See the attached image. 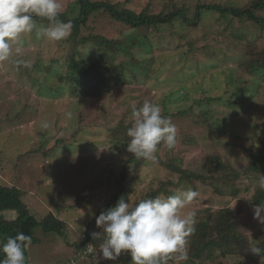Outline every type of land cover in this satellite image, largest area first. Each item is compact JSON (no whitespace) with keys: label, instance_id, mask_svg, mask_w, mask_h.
Here are the masks:
<instances>
[{"label":"rangeland","instance_id":"1","mask_svg":"<svg viewBox=\"0 0 264 264\" xmlns=\"http://www.w3.org/2000/svg\"><path fill=\"white\" fill-rule=\"evenodd\" d=\"M10 1L11 8L0 2V185L24 191L23 201L38 221L52 212L67 225L61 234L37 227L38 242L27 248V264H71V260L94 264L75 258L77 245L100 208L122 188L125 193L111 215L119 214L113 225L124 222L130 230L121 237L125 245L111 247L106 251L109 260L99 264H124L123 253L136 239L154 244L129 264H146L168 253L172 260L167 264L190 263L191 240L183 224L195 211L222 209L230 211L237 231L248 239L249 250L221 264H264V210L254 206L261 182L254 175L241 174L249 166L250 151L261 146L263 137L264 83L249 73V67L264 70V29L247 19L206 12L195 26L178 19L133 30L104 13H95L80 30L79 41L101 35L127 44L129 37L149 48L143 45L128 53H111L110 67L131 68L134 77L103 98H81L72 95L70 83L60 81L59 74L68 73L66 66L54 73L45 67L55 59L65 63L73 54L84 61L96 43L89 40L76 46L69 41L70 29L27 20L16 12L17 6L30 11L44 5L64 13L76 0ZM94 1L119 4L136 14L148 9L150 15H167L185 9L190 18L203 4L244 8L252 3ZM257 15L264 18V10ZM255 78L260 81L254 82ZM59 88L60 93L53 92ZM250 92L254 95L248 100ZM206 97L218 100L208 102ZM165 108L171 110L167 117ZM137 110L141 115L134 119ZM155 120L162 135H172L155 152L160 160H175L177 166L207 177L206 182L194 187L152 162L127 165L130 155L120 142L127 135L133 141L145 140ZM210 156L219 157L223 166L211 169ZM170 182L177 186L170 188ZM163 185L175 193L174 201L157 195L156 200L133 210ZM2 215L8 221L18 216L11 211ZM138 216H154L160 222L141 232Z\"/></svg>","mask_w":264,"mask_h":264},{"label":"trees","instance_id":"2","mask_svg":"<svg viewBox=\"0 0 264 264\" xmlns=\"http://www.w3.org/2000/svg\"><path fill=\"white\" fill-rule=\"evenodd\" d=\"M8 7H12L10 0H0ZM252 3L249 7L236 8L230 6H222L217 4H203L196 8L194 18H190L185 9H179L170 14L150 15L148 9L141 13H134L130 10L122 9L121 5L113 4L109 1H94V0H76L67 12L59 13L47 6H35L30 11L21 6L16 7V12L20 16H25L27 20L47 22L53 27H62L71 30L69 41L76 46L82 45L85 41L93 40L96 43L94 52H90L89 58L84 61L76 59V54L65 59L62 63L60 59H55L46 65L45 70L49 73L58 71L59 67L66 66L68 73L59 74L60 81L70 83V90L73 96L81 98L100 99L109 95L116 87L126 85L130 82V78L134 77L131 73L135 71L131 68L125 69L110 67L109 56L111 53L120 54L129 51L130 48L146 45L143 42L133 43V39H127V44L111 41L101 35H93L78 40L80 30L87 25L88 20L95 13L101 12L108 15L113 20L128 25L131 29L137 30L140 28H150L164 26L180 19L187 25H198L204 13H217L223 17H234L239 20H250L256 25L264 29V18L257 15L258 11L264 10V0H251ZM28 11V12H26ZM10 26H8V29ZM91 38V39H90ZM142 41V40H141ZM261 57L264 60V53ZM260 64V61L257 60ZM126 65H129L128 63ZM133 66H137L134 65ZM130 67V65H129ZM249 73L255 77L262 78L264 83V70L259 71L257 66L249 67ZM132 70V71H130ZM116 72H118L116 74ZM259 75V76H257ZM130 76V77H129ZM260 80L254 79V82ZM260 86V85H258ZM60 88L53 92L60 93ZM258 91V87H257ZM246 95V93H244ZM254 92H250L248 100L253 97ZM247 96V95H246ZM235 99H240L238 95ZM208 102H215L218 99L205 98ZM199 103V100L197 101ZM171 110L165 108L164 116H169ZM182 114V113H180ZM141 111L137 110L133 118H138ZM205 118L207 112L203 113ZM137 120V119H136ZM148 135L145 140L142 138L140 141L134 140L132 135L126 136V141H121L120 144L125 150L129 152L130 158L127 165L140 163L150 165L151 162L158 166L159 170H166L170 174H177L180 176V181L192 183L198 186L197 183L206 182L207 177L200 175L197 172L188 171L185 168L177 166L175 160L164 163L160 160V155L156 154V150L163 146V140L172 135H162L161 125L156 120L151 124ZM158 133V135H153ZM261 146L252 149L250 162L248 168L241 172L242 175H254L260 182L261 188L255 195L254 206L264 210V130L262 131ZM118 140L121 135H115ZM153 160V161H152ZM210 168H214L217 164L218 168L223 165L220 158L217 156L209 157ZM167 172V173H168ZM168 173V174H169ZM123 178V177H122ZM118 182V181H117ZM170 188L177 185L170 182ZM120 192V193H119ZM119 193V194H118ZM118 195L100 208L97 217L93 222L89 223L86 231L82 234L83 241L77 245V251L84 249L87 244L94 246L97 252L110 251V248L115 246L125 245L121 237L129 229L126 223L122 222L118 225H113V222L118 220V213H114L121 196L125 193L124 188L118 190ZM175 193L170 192L169 188L165 185L159 188L152 195L145 198L134 206V209H141L149 202L156 200L159 195L168 196L169 201L175 200ZM25 192L17 187H7L0 185V264H27L28 251L27 246L37 244L38 239L34 236V230L37 227H42L46 232L63 233L66 228L65 221L59 219L54 213H49L42 220L38 221L31 213L29 206L24 203L23 197ZM158 195V196H157ZM16 212L17 218L12 221L6 220L3 213ZM132 211L131 209L128 211ZM229 210L222 209L218 212L212 211H195L190 217L187 218L183 224V229L189 233L190 242V263L187 264H221L222 260L228 259L233 256H239L249 250L248 239L239 231L234 219L229 216ZM117 214V215H116ZM202 215L205 216L200 220ZM111 216V217H109ZM140 226V231H147L155 227L160 221L154 216L149 217H136ZM130 230V229H129ZM182 231V230H181ZM139 232H137V235ZM182 236V234H181ZM154 243H143L137 239L134 243L128 244L126 251L123 253V263L129 264L132 261H137L140 256H143L147 249ZM264 252V243L262 247ZM172 260V254H165L163 257H157L146 264H167ZM167 262V263H166ZM217 262V263H216Z\"/></svg>","mask_w":264,"mask_h":264},{"label":"built area","instance_id":"3","mask_svg":"<svg viewBox=\"0 0 264 264\" xmlns=\"http://www.w3.org/2000/svg\"><path fill=\"white\" fill-rule=\"evenodd\" d=\"M75 258L80 261L87 259L96 260L100 263H105L109 260V257L105 251L97 252L93 245L87 244L84 249L77 251ZM71 264H77L74 260H71Z\"/></svg>","mask_w":264,"mask_h":264},{"label":"crops","instance_id":"4","mask_svg":"<svg viewBox=\"0 0 264 264\" xmlns=\"http://www.w3.org/2000/svg\"><path fill=\"white\" fill-rule=\"evenodd\" d=\"M12 212V211H11ZM82 241H83V235H81V241H80V243H82ZM30 246V245H29ZM29 246H27V248H30ZM77 249V248H76ZM89 260H92V259H89ZM87 261V260H86ZM82 262H84V261H82ZM90 262V261H89ZM91 262H94V264L95 263H98L99 264V262L98 261H96V260H92Z\"/></svg>","mask_w":264,"mask_h":264},{"label":"clouds","instance_id":"5","mask_svg":"<svg viewBox=\"0 0 264 264\" xmlns=\"http://www.w3.org/2000/svg\"><path fill=\"white\" fill-rule=\"evenodd\" d=\"M107 253V252H106ZM107 255H108V253H107Z\"/></svg>","mask_w":264,"mask_h":264}]
</instances>
